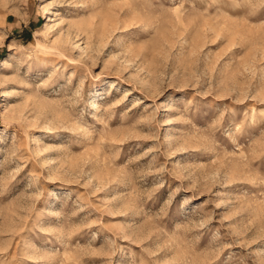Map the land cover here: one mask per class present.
I'll use <instances>...</instances> for the list:
<instances>
[{"label": "rangeland", "instance_id": "rangeland-1", "mask_svg": "<svg viewBox=\"0 0 264 264\" xmlns=\"http://www.w3.org/2000/svg\"><path fill=\"white\" fill-rule=\"evenodd\" d=\"M0 264H264V0H0Z\"/></svg>", "mask_w": 264, "mask_h": 264}]
</instances>
